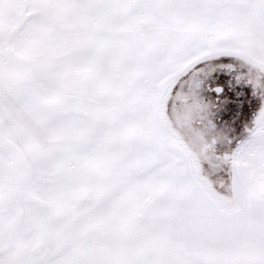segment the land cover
Listing matches in <instances>:
<instances>
[{
    "label": "snow or ice",
    "instance_id": "6c2138e0",
    "mask_svg": "<svg viewBox=\"0 0 264 264\" xmlns=\"http://www.w3.org/2000/svg\"><path fill=\"white\" fill-rule=\"evenodd\" d=\"M0 264H264V0H0Z\"/></svg>",
    "mask_w": 264,
    "mask_h": 264
},
{
    "label": "rangeland",
    "instance_id": "374dc122",
    "mask_svg": "<svg viewBox=\"0 0 264 264\" xmlns=\"http://www.w3.org/2000/svg\"><path fill=\"white\" fill-rule=\"evenodd\" d=\"M250 118V117H249ZM225 178H226V173H225Z\"/></svg>",
    "mask_w": 264,
    "mask_h": 264
}]
</instances>
